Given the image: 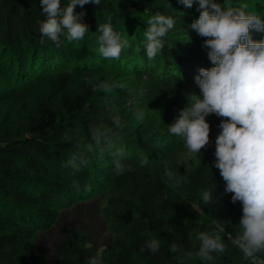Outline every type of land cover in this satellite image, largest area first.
<instances>
[{"label": "trees", "instance_id": "trees-1", "mask_svg": "<svg viewBox=\"0 0 264 264\" xmlns=\"http://www.w3.org/2000/svg\"><path fill=\"white\" fill-rule=\"evenodd\" d=\"M67 3L61 0L62 7ZM130 5H134L130 0H101L100 5H77L75 12L84 13L82 22L88 26L85 36L94 34L95 40L100 35L98 25L109 17L115 31L126 29ZM155 12L175 19L173 31L198 35L190 28L191 12L177 1L170 8L155 7ZM181 17L183 25L178 24ZM44 19L40 0H0V99L9 98L12 104L0 134V264H86L97 252L102 264H178L175 257L180 254L168 251L172 241L182 245V251L193 253L184 264H205L195 256L199 247L195 236L211 231H219L228 245L224 254H214L215 264H250L230 242L239 231L242 204H233L232 194L225 193V181L214 167L215 160L191 167L176 164L175 172L184 178L180 185L167 182L160 164H142L116 174L113 184L120 195L115 202L123 206L116 217L123 235L113 237L106 252L73 232L65 245L56 246L54 258L49 259L31 240L36 231L46 230L56 221L64 198L81 197L86 192L69 184L67 176L73 171L67 161L77 152L86 156L85 150L78 140L65 138L66 129L52 105L72 80L64 66V51H57L60 43L66 48L69 42L63 36L59 44L44 37L41 44ZM163 39L165 56L173 57V38L166 35ZM178 47L180 52L191 50L187 45ZM175 60L178 66L182 64L181 57ZM26 81L37 94H29ZM75 107L84 105H73L71 111ZM79 171L86 170L82 167ZM211 188L212 202L205 205L200 193ZM151 238L161 241L156 254L141 251ZM258 256L264 258V253Z\"/></svg>", "mask_w": 264, "mask_h": 264}, {"label": "rangeland", "instance_id": "rangeland-1", "mask_svg": "<svg viewBox=\"0 0 264 264\" xmlns=\"http://www.w3.org/2000/svg\"><path fill=\"white\" fill-rule=\"evenodd\" d=\"M174 1L177 0H130L135 6L130 5L126 29H120L118 33L127 37L132 46L123 49L118 60L105 59L98 53V37L93 40L94 34L85 36L81 41L68 43L66 48L62 47L63 43L57 47V51L65 53L64 66L71 72L72 80L65 92L52 101V105L59 114L60 125L66 129L65 138L78 140L89 160L87 166H83L85 173L69 171L68 181L76 188V185L78 188L90 186L91 191L82 193L81 197L64 198L65 205L56 221L48 229L36 231L31 237L49 259L54 258L56 246L65 245L73 232H77L88 245L104 252L108 250L113 237L123 235V228L116 217V212H122L123 206L115 202L120 191L113 184L116 175L113 159L117 149L123 148L127 153V159L122 161L125 170L140 167L142 158L147 159V164H160L164 173L165 161L175 172L176 164L191 167L215 160L213 143L221 131L218 125L223 118L215 114L206 118L212 138L201 149L200 155L189 153L183 140L168 131V126L175 122L179 112L188 106L187 97L191 94L202 96L194 83L199 69L214 66L207 55L209 50L202 47L204 38L172 29L167 35L173 38V57H166L162 50L154 60H149L144 49L146 22L156 14L152 13L153 8H170ZM215 2L237 7L247 5L246 11L256 12L264 18V0ZM197 7L195 2L191 8L186 7L191 12L193 21L199 17ZM182 18L179 25H183ZM251 35L255 41L264 39L262 32L253 30ZM179 44L187 45L190 52H180L182 50L179 49ZM177 56L182 59L179 66L175 60ZM88 79L96 83L115 82L118 87L105 93L89 86L86 83ZM25 84L26 89L30 90L29 94H37L27 81ZM82 103L83 108L75 107V112L71 111L73 105ZM137 109H143L144 120L135 118ZM11 111V100L0 99V134ZM114 117H118V123ZM11 123L15 125V122ZM92 125L118 131L119 136H110L111 146L103 139L96 146L88 133ZM89 143L93 144L92 152L87 150ZM49 164L59 168L54 161ZM165 178L169 184H173L166 176Z\"/></svg>", "mask_w": 264, "mask_h": 264}, {"label": "clouds", "instance_id": "clouds-1", "mask_svg": "<svg viewBox=\"0 0 264 264\" xmlns=\"http://www.w3.org/2000/svg\"><path fill=\"white\" fill-rule=\"evenodd\" d=\"M177 2L188 8L197 3L199 17L190 28L204 38L202 47L209 50L207 55L214 66L199 69L194 83L202 96L191 94L187 97L188 106L179 112L168 131L183 140L189 153L200 155L201 149L210 142V124L206 118L211 114L223 118L215 140L214 167L219 169L225 181V193L232 194L231 202L242 204L239 231L230 237V242L250 264H264V258L258 256L264 253V39L255 41L251 35L253 30L264 33V18L256 12L246 11L247 5H222L215 0ZM40 3L42 14L46 16L40 25L41 44L45 42L44 37L59 44L62 36L69 43L84 39L88 26L82 22L84 13L75 12L76 6L100 5L101 0H68L63 7L61 0H40ZM146 23L144 49L147 58L154 60L163 50V38L174 28L175 19L156 13ZM97 32L100 33L97 51L105 59L118 60L122 50L132 46L127 37L114 30L110 17L98 25ZM86 83L105 93L118 87L115 82L108 81L96 83L88 79ZM135 118L145 119L143 109L136 110ZM113 119L118 123V117ZM88 133L96 146L102 139L111 146L110 136H119L118 131L96 125L90 126ZM87 150L93 151L92 143L87 145ZM125 159L124 149H117L113 159L116 174L125 171L122 162ZM88 163L83 152L74 153L67 161L73 171H79ZM147 163L146 158L141 159V164ZM164 166L168 181L180 185L184 178L170 169L167 161ZM84 190L91 191V188L85 185ZM213 190L204 189L200 193L202 203L212 202ZM195 239L199 241L195 256L205 264H215L214 254H224L228 249L219 231L199 232ZM160 248L161 241L151 238L144 242L141 251L146 249L156 254ZM168 251L180 254L175 257L178 264L193 257L192 252L182 251V245L175 241L169 243ZM86 264H102L101 253L87 258Z\"/></svg>", "mask_w": 264, "mask_h": 264}]
</instances>
